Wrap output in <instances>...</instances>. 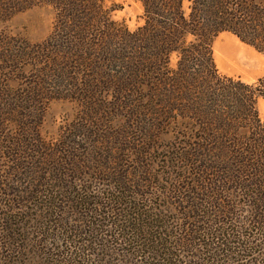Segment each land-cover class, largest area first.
<instances>
[{"label": "trees", "instance_id": "obj_1", "mask_svg": "<svg viewBox=\"0 0 264 264\" xmlns=\"http://www.w3.org/2000/svg\"><path fill=\"white\" fill-rule=\"evenodd\" d=\"M135 1L142 25L134 32L111 21L115 9L108 0H0V15L50 9L54 33L37 52L53 68L45 74L83 67V101L109 96V114L149 141L164 142L169 158L188 168L217 210L204 212L206 201L191 193L187 212L178 210L177 233L167 219L159 221L138 201L128 200L129 191L117 178L113 189L123 193L76 194L70 202L75 210L83 207L77 212L83 226L68 232L61 226L66 232L61 237L47 227L46 247L64 238L76 251L47 253V258H146L156 264H177V258H264V124L256 110L257 101L264 100V77L245 85L221 76L212 56L214 39L228 33L264 57V0H191L188 13L183 0ZM51 50L63 58L52 59ZM55 190L31 192L18 206L43 202L54 216L42 220L51 224L63 205L55 201L67 188ZM237 198H246L247 228L234 218L242 207ZM112 246L134 250L99 254L114 253Z\"/></svg>", "mask_w": 264, "mask_h": 264}, {"label": "rangeland", "instance_id": "obj_2", "mask_svg": "<svg viewBox=\"0 0 264 264\" xmlns=\"http://www.w3.org/2000/svg\"><path fill=\"white\" fill-rule=\"evenodd\" d=\"M190 2L183 0L186 13ZM106 5L115 9L111 21L123 24L129 32L142 25V8L137 1L108 0ZM54 29L53 12L47 8L9 17L0 15V264H156L146 258L46 256L76 253L73 245L65 244L69 240L60 238L69 228L83 226L77 215L78 211L84 212L83 207L77 206L75 210L71 203L76 194H82L83 198L102 195L109 198L112 191L123 193L113 189L112 182L117 178L123 181L120 187L128 189L124 195L128 200L131 198L135 204L138 201L159 221L167 219V227L177 233L182 223L177 219L178 210L187 212L190 203H186V198H191V193L206 201L204 212L217 210L210 206L209 194L199 192L200 186L194 185L196 178L188 168L169 158L164 142L149 141L142 131L135 132L124 119L109 114V96L83 101V67L71 68L66 74L53 71L45 74L46 69L53 68L47 64L49 58L45 60L37 52L53 36ZM51 52L52 59L63 58L60 52ZM212 56L221 76L240 79L245 85L264 77V57L228 33L214 39ZM256 110L264 124L263 99L257 101ZM246 133L250 135L251 130ZM56 186L67 188V192L61 194L59 190L62 199L55 202L63 205L58 204L59 213L51 217V224L46 225L42 220L53 215L43 202L37 200L26 204V208L18 206L31 192L47 189L51 194L56 192ZM237 202L242 207L234 218L247 228L250 213L245 206L246 198H237ZM61 226L67 227L66 232L59 230ZM47 227L60 236L59 241H50L48 247L43 237ZM109 249L114 253L99 254L134 250L113 246ZM176 261L177 264H264V258H177ZM161 262L157 264H165Z\"/></svg>", "mask_w": 264, "mask_h": 264}]
</instances>
